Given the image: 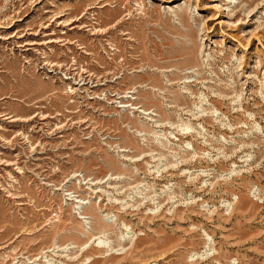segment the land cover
Listing matches in <instances>:
<instances>
[{
    "label": "rangeland",
    "instance_id": "374dc122",
    "mask_svg": "<svg viewBox=\"0 0 264 264\" xmlns=\"http://www.w3.org/2000/svg\"><path fill=\"white\" fill-rule=\"evenodd\" d=\"M168 1L0 0V264H264V0Z\"/></svg>",
    "mask_w": 264,
    "mask_h": 264
},
{
    "label": "bare ground",
    "instance_id": "6f19581e",
    "mask_svg": "<svg viewBox=\"0 0 264 264\" xmlns=\"http://www.w3.org/2000/svg\"><path fill=\"white\" fill-rule=\"evenodd\" d=\"M6 1H7V0H6ZM173 1H174V0H169L167 4H172ZM247 3H248V2H247ZM250 13H251V12H248V14H250ZM1 38H2V37H1ZM176 99H177V100H181L180 96L176 97ZM131 106H132V105H131ZM133 107H134V108H133L134 110H138V109H139V107L137 108V106H133ZM140 108H141V107H140ZM142 114H144L145 116H151L150 112H148V111H146V110H143V111H142ZM154 117H156V116H151V119H153ZM151 119L148 120V118H146V120H147V121H150V122L153 121V120H151ZM160 122H161L160 120H155V121H154V123H156V125H158V126L163 125V122H161V123H160Z\"/></svg>",
    "mask_w": 264,
    "mask_h": 264
}]
</instances>
